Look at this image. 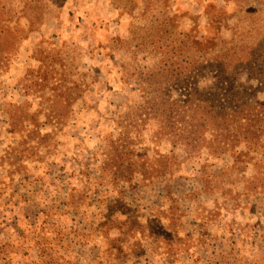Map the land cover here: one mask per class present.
I'll list each match as a JSON object with an SVG mask.
<instances>
[{
    "label": "rangeland",
    "instance_id": "374dc122",
    "mask_svg": "<svg viewBox=\"0 0 264 264\" xmlns=\"http://www.w3.org/2000/svg\"><path fill=\"white\" fill-rule=\"evenodd\" d=\"M188 64L208 93L238 66L247 99L264 101V0H0V264H136L158 219L188 255L161 264H210L199 228L224 243L218 263L264 264V151L208 153L205 133L194 157L174 148L164 179L120 181L108 162L160 168L167 135L155 144L154 119L132 105ZM7 112L23 127L10 132Z\"/></svg>",
    "mask_w": 264,
    "mask_h": 264
},
{
    "label": "trees",
    "instance_id": "16d2710c",
    "mask_svg": "<svg viewBox=\"0 0 264 264\" xmlns=\"http://www.w3.org/2000/svg\"><path fill=\"white\" fill-rule=\"evenodd\" d=\"M247 56L253 58L255 54L251 53L244 58L246 59ZM234 66L228 65L219 71L220 77L230 75L229 83L209 93L200 90L197 85L189 81L191 71L189 64L183 67L181 74L175 79L174 69L166 73L159 72L166 81L149 82L146 85V92H142L140 103L132 105V108L138 111L139 115H150L154 119L153 124L157 130L156 133L154 132L152 141L156 144L161 139L160 135H167V141L172 148L166 153L156 152L158 155L156 162L160 164V168L155 169L150 165L148 167L150 171L143 164L133 166L129 162L124 163L121 153L118 154L116 151L119 156L114 155V159L110 158L108 161L115 169L114 176H117L120 181H129L134 172H139L145 179L154 177L164 179L166 174H172L178 170L180 164L179 155L174 152V148L182 145L185 147L186 156L194 157L199 141L203 140L205 133L212 134L209 140L211 144L206 146L208 153H213L217 148H223L232 142L240 141L262 153L264 151V101L254 96L252 100L247 99L243 92L244 84L236 80V77L234 80L232 78L233 75H237L238 66L236 68ZM260 72L258 71V79L261 78ZM178 90H183L182 97L179 93L176 96L171 94ZM8 118L10 132L23 127L17 115L9 114ZM158 131L163 134H157ZM123 142L127 146L131 145V137H125ZM262 156L263 159L264 155ZM173 165L174 169L171 168ZM165 168L168 171H165ZM128 221L129 219L118 223L113 222L120 225ZM205 230L207 233V229Z\"/></svg>",
    "mask_w": 264,
    "mask_h": 264
},
{
    "label": "crops",
    "instance_id": "0c3cea01",
    "mask_svg": "<svg viewBox=\"0 0 264 264\" xmlns=\"http://www.w3.org/2000/svg\"><path fill=\"white\" fill-rule=\"evenodd\" d=\"M164 205L161 208V210H164ZM165 222V221H164ZM157 225L160 226L162 233H160V236L157 237H152L147 236L146 240L143 241V238L140 239L141 243H137V245L135 246V249H131L130 253H131V258L134 260H138L136 264H142L141 261H139L140 259H143L145 256V254L150 255L153 258H156L157 261L161 263H165L164 261L170 260V259H176L179 258L180 259V255H185L187 258L188 255L187 254V250L186 249H178V251L180 252L179 255L177 256L174 251L172 250V248L170 247V245H173V241H171L170 244V240H173V235H170V232L166 233V228L164 226V223L162 220L158 219L156 221ZM167 224V222H166ZM200 230V228H199ZM199 230H194L191 229V233H194L197 231L198 236L197 238H199V242H202L203 238L206 239L208 241V247L206 249H202V252H206V254L211 257H214L212 259V262L210 264H229L227 263V261L218 263L219 258L222 257L223 254H226V252H224V243L223 246L220 247L219 243L216 239H213L210 235H204L203 233H200ZM184 232H186V235H188V231L186 229L183 230ZM208 231V230H207ZM205 232V231H204ZM159 234V233H158ZM208 237V238H207ZM157 242V243H156ZM103 250V248H102ZM197 251V250H196ZM112 257V256H111ZM171 261V260H170Z\"/></svg>",
    "mask_w": 264,
    "mask_h": 264
}]
</instances>
